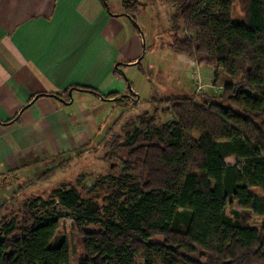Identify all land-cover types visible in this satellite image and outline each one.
Wrapping results in <instances>:
<instances>
[{"label": "trees", "instance_id": "1", "mask_svg": "<svg viewBox=\"0 0 264 264\" xmlns=\"http://www.w3.org/2000/svg\"><path fill=\"white\" fill-rule=\"evenodd\" d=\"M167 1L175 7L173 50L226 74L220 98L182 96L169 123L139 116L122 144L126 172L111 178L117 189L103 209L74 186L26 200L20 221L0 226V264H69V242L58 234L66 216L82 237L79 264H264V228L226 212L236 201L264 215V0H244V22L231 18L236 0ZM78 88L124 107L138 102L133 90ZM42 95L52 94L36 93L24 108Z\"/></svg>", "mask_w": 264, "mask_h": 264}, {"label": "crops", "instance_id": "2", "mask_svg": "<svg viewBox=\"0 0 264 264\" xmlns=\"http://www.w3.org/2000/svg\"><path fill=\"white\" fill-rule=\"evenodd\" d=\"M124 14L101 0H0V186L86 144L98 122L80 104L103 100L78 86L128 91L115 69L138 57L140 39ZM36 93L58 96H37L24 108Z\"/></svg>", "mask_w": 264, "mask_h": 264}, {"label": "rangeland", "instance_id": "3", "mask_svg": "<svg viewBox=\"0 0 264 264\" xmlns=\"http://www.w3.org/2000/svg\"><path fill=\"white\" fill-rule=\"evenodd\" d=\"M105 3L112 12L125 13L118 17L127 29L132 26L131 16L137 23L138 30L134 29L140 39L139 55L135 61L118 67L119 72L115 70L120 79L129 81H125L126 89L130 87L139 100L128 107L120 106L112 99L101 98L100 107L94 101L81 102L84 111L93 114L98 122L96 126H91L92 134L89 128L86 144L64 152L63 157L38 160L20 178L8 177L7 182L0 186V226L12 217L20 221L26 200L47 198L59 186L76 187L81 198L93 199L103 209L108 203V196L117 189L111 178L126 172L124 159L127 150L122 144L133 135L135 128L140 127L139 116L148 113L157 124L169 123L175 119L169 110L170 105L178 98L192 96L194 99V96L206 95L210 99H219L221 96L229 79L221 69L198 63L194 58L173 50L172 15L175 7L171 3L167 0H105ZM231 18L245 21L244 0L235 1ZM142 55L140 64L136 63ZM200 101L198 98L197 102ZM225 161L234 164L235 158L228 156ZM231 209L247 215L248 225L263 230L264 215L258 216L251 210L241 209L236 201L227 207L226 212L230 214ZM57 210L66 213L65 210ZM58 234L64 235L69 242V264H79L85 256L82 237L67 216L60 220ZM136 264H143L142 260H137Z\"/></svg>", "mask_w": 264, "mask_h": 264}, {"label": "water", "instance_id": "4", "mask_svg": "<svg viewBox=\"0 0 264 264\" xmlns=\"http://www.w3.org/2000/svg\"><path fill=\"white\" fill-rule=\"evenodd\" d=\"M130 19H131V18H130ZM136 62H137V61H136ZM128 87H129V84H128ZM129 90H131V88H130V87H129ZM69 93H70V91H69ZM36 97H37V96H35V98H36ZM35 98H34V99H35ZM137 98H138V97H137Z\"/></svg>", "mask_w": 264, "mask_h": 264}]
</instances>
